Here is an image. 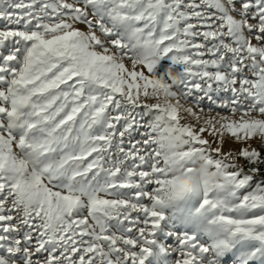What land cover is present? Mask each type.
Masks as SVG:
<instances>
[{"label":"snow or ice","instance_id":"1","mask_svg":"<svg viewBox=\"0 0 264 264\" xmlns=\"http://www.w3.org/2000/svg\"><path fill=\"white\" fill-rule=\"evenodd\" d=\"M0 264H264V0H0Z\"/></svg>","mask_w":264,"mask_h":264}]
</instances>
